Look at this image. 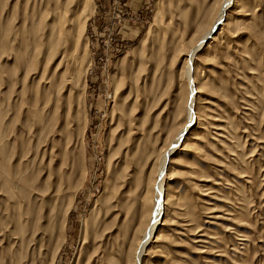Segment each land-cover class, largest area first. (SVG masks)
I'll return each instance as SVG.
<instances>
[{
    "label": "rangeland",
    "instance_id": "374dc122",
    "mask_svg": "<svg viewBox=\"0 0 264 264\" xmlns=\"http://www.w3.org/2000/svg\"><path fill=\"white\" fill-rule=\"evenodd\" d=\"M187 98L140 264H264V0H0V264H134Z\"/></svg>",
    "mask_w": 264,
    "mask_h": 264
},
{
    "label": "bare ground",
    "instance_id": "6f19581e",
    "mask_svg": "<svg viewBox=\"0 0 264 264\" xmlns=\"http://www.w3.org/2000/svg\"><path fill=\"white\" fill-rule=\"evenodd\" d=\"M223 2V1H222ZM225 2H226V0H225ZM229 2V1H228ZM229 3H231V2H229ZM229 3H226L224 6H223V8H222V11L223 10H225L228 6H229ZM220 10H221V8H220ZM219 11V10H218ZM221 12V11H220ZM218 13V12H217ZM59 15V14H58ZM220 15V14H219ZM217 16L216 17V19H214V21L211 23V25H209V26H211V27H209L210 29H209V31H207V33H205V35L203 36V37H201L198 41H197V39H196V41H197V43H196V45L192 48V51L190 52V54L187 56V58L188 59H186V61L185 60H183L184 61V63L185 64H183V65H185V68L183 67V68H181L182 69V72L180 73V76L182 75L183 77H182V79L184 80V82L187 84V86L189 87L188 89H190V91H189V93H190V95L192 96L191 97V99L192 100H194V96L193 95H195L196 96V98H197V96H200V95H202L203 94V89H204V86L203 85H200L199 87H195V84H198V83H196L195 82V80L196 79H194V77H193V73H194V66L196 65L195 63H199L200 61H199V59L197 58L198 56H197V54H198V52L200 51V49L202 50V47H203V42L206 40V37H208V36H210V35H212V33H214L215 32V29L217 28V26H219L220 25V23H222L223 22V18H221L220 16ZM223 15V14H222ZM235 15H237L236 13L234 14V16ZM216 16V15H215ZM60 17V16H59ZM64 17H66V15H64ZM223 17V16H222ZM61 19V18H60ZM76 19V18H75ZM74 19V20H75ZM82 19V18H81ZM77 20V19H76ZM62 21H63V19L60 21L59 20V22L62 24V25H65L66 24V22L64 23H62ZM65 21V20H64ZM156 21H157V19H156ZM73 23V22H72ZM158 23H160V22H158ZM61 24H60V26H61ZM83 25H84V21L83 22H78V20H77V22H76V28H77V32L78 33H80L81 32V30L83 29V28H81V26L83 27ZM59 26V25H58ZM158 26H160V25H158ZM73 29V28H72ZM208 30V29H207ZM59 31V30H58ZM51 32H53L52 30H51ZM64 33H66V32H64L63 31V26H61V30L59 31V41L56 43V47H55V50H56V48L57 47H60V42L62 41V39H61V36L64 34ZM69 32H67V34H68ZM72 34V33H71ZM72 36V35H71ZM202 36V35H201ZM56 37V36H55ZM195 37V36H194ZM62 38H63V36H62ZM60 39H61V41H60ZM207 41H208V39H207ZM76 42V47H78V44H79V40H76L75 41ZM205 44V43H204ZM178 46H180V47H182L183 45L181 44V45H178ZM186 46V45H185ZM177 47V46H176ZM184 48V47H183ZM58 49V48H57ZM180 49V48H179ZM182 49V48H181ZM178 47H177V49H175V53H177L178 51ZM183 50V49H182ZM177 51V52H176ZM49 52V51H48ZM179 52H181V50L179 51ZM55 54V53H54ZM179 54V53H178ZM184 54V53H183ZM183 54H179L178 55V57L177 58H180L181 59V57H183ZM52 55H53V53H52ZM181 55V56H180ZM54 56V55H53ZM52 56V57H53ZM177 56V55H176ZM173 57V56H172ZM200 58V57H199ZM185 59V58H184ZM53 60V59H52ZM181 61V60H180ZM187 62V63H186ZM172 63V62H171ZM176 63V62H175ZM172 65V64H171ZM197 81V80H196ZM199 81V80H198ZM202 82V81H201ZM194 97V98H193ZM191 99L190 98H187L186 99V103H185V107L183 108L184 109V111L183 112H186V114H187V116H186V118H187V121L185 122V124L179 129V130H177V134H176V136L174 137V138H172V140H170L169 138V140H170V142L168 141V139H167V141H168V143H169V145H167L166 146V148H167V151H165V154H163L162 156L160 155L159 157V161L158 160H155V168H154V166L152 167V169H151V171L149 172V174L150 175H148V179H147V183H150V185L149 184H146L145 183V185H146V187H148V189H147V192H146V189H145V193H144V195L143 196H141V198H139L140 199V206H141V209H142V211H143V213H144V215L145 216H148L147 218H149V220H151L150 221V226H149V229L146 231V233L143 235V237L141 238V241L140 242H137L138 244H137V249L135 250L136 251V254H135V263L134 264H140V260H141V257H142V254H143V252L145 251V249L147 248V246H148V244H149V242L154 238V236L156 235V233H157V231H158V228H159V226L161 225V223H162V226H163V224H164V222H165V211L162 209V206H167V203L168 202H170V198H169V196H170V194L169 195H167V200H165L166 199V195L164 194V190H163V179L161 178H159V182H157V179H152V174L153 173H155V176H157L159 173H161L162 171H163V168L165 167L164 165H165V160H166V158H168L167 156H169V154H170V152L171 151H173L175 148H177V147H179L180 146V144L183 142V139H184V136L186 135V133H188V131L189 130H191L194 126H196L197 125V127L198 126H201V122H203V119L201 118V116L200 115H198V114H195V113H192L193 112V103H192V101H191ZM182 112V113H183ZM185 114V115H186ZM175 135V134H174ZM158 162V163H157ZM164 162V163H163ZM166 162H167V160H166ZM150 163H152V161L150 162ZM149 163V164H150ZM163 163V164H162ZM159 167V168H158ZM157 168V169H156ZM162 174V173H161ZM163 175V174H162ZM162 177V176H161ZM157 178V177H156ZM142 182H143V180H142ZM151 187V188H150ZM153 189H154V191L155 192H153ZM166 203H165V202ZM139 202V201H138ZM169 205V204H168ZM165 227V226H164ZM156 237V236H155ZM160 237V236H159ZM159 237H158V239H159ZM161 240V239H160Z\"/></svg>",
    "mask_w": 264,
    "mask_h": 264
}]
</instances>
